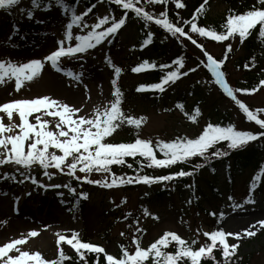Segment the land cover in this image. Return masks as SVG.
Here are the masks:
<instances>
[{
  "label": "snow or ice",
  "instance_id": "snow-or-ice-1",
  "mask_svg": "<svg viewBox=\"0 0 264 264\" xmlns=\"http://www.w3.org/2000/svg\"><path fill=\"white\" fill-rule=\"evenodd\" d=\"M98 2L115 5L122 10L123 14L116 17L115 13L110 10L102 16L96 14L94 22L89 23L86 18L93 13L97 3H92L85 7L83 12H78L80 0H72L71 3L68 0H29L28 6H23L24 0H0V10L11 14L12 10L18 7L20 14L30 21L45 23L43 20L36 19L35 11H50L53 6L60 7L62 15L67 20L62 31L63 38H58L55 49L42 58H33L26 62H14L10 56L0 58V86H5L14 80V92L20 93L25 87V82L38 78L46 65H50L58 73H64L72 80L82 82L83 73L66 68L62 64V59L83 61L89 55L90 50L97 49L98 46L102 47L105 43H113L112 38L126 26L129 13H132L144 22L146 29L150 23L154 22L181 45L186 47L184 41H190L206 58L200 59L195 67H190L186 71H183L185 69L183 55L173 59L171 64L157 65L155 61L144 60L131 71L141 73L159 67L164 75L159 82L140 84L136 89L137 92L159 91L163 93L169 83H175L181 77L195 73L203 65L214 78L206 83L219 86L223 93L239 107L246 120L255 122L261 131L238 130L233 123L223 125L209 120L195 137L182 135L167 141L159 137L155 141L151 138H141L139 130L147 118L143 116L137 118L126 114L123 110L124 93L118 83L122 68L116 66L110 55L105 52L104 62L114 72V77L110 81V97L105 98L106 102L102 101L90 110H86L84 105L76 107L50 95L15 98L0 103V168L8 165L14 168L12 172H0V181L10 180L18 184L30 181L35 187L45 190L49 188L67 189L73 198L72 201L64 200L63 192H58V195L62 203L70 205L69 211L74 212L80 200L87 199L89 194L84 191L78 192L77 187L71 182L73 180L79 185L87 183L107 189L131 184L152 185L170 182L193 176L196 170L208 166L213 158L227 156L231 150L241 149L250 142L264 138V118L260 115L264 113V108L252 110L238 98L240 93H256L264 87V79H260L255 87L234 88L226 80V73L222 70L229 53L233 51V45L229 41H234L238 37L240 43L243 44L258 29L257 39L264 42V0H256V4L244 12L230 9L226 20L220 25V31L215 27L198 24V19L205 12L208 0H203V3L195 9L191 19H184L179 12H176L175 20L170 18L168 6L174 4L176 9H183L186 7L183 0H98ZM154 5L163 6V10L158 14L148 10V6ZM13 34H19V27L16 23L12 24V33L9 34L5 43L6 47H19L12 43ZM194 35L210 38L216 42H228L223 58L214 57L203 44L198 43ZM152 39L153 33L149 31L141 47L151 44ZM251 59L252 67H255V57ZM244 67L248 68L249 64L245 63ZM84 88L87 93L88 86L84 85ZM12 94L9 93V95ZM176 106L184 111L182 103ZM184 115L191 122L197 123L201 110L197 106L192 114L184 111ZM124 125L135 127L136 138L131 142H109V138ZM222 142L227 143L226 150L218 146ZM157 153L160 155L158 156ZM127 158H132L138 167L134 168V164L128 163ZM194 158H200L202 162L196 163L187 171L181 168L159 176L144 174L143 171L145 168L171 169L178 164H191ZM113 166H127L129 169H134L135 174H117L113 171ZM37 168L41 170L42 177L48 181H52L58 175L67 176L70 179L65 183L45 184L42 179L37 178L35 174ZM212 171L214 172L215 169ZM93 174H98L101 178L92 179ZM261 175H264V171H261ZM259 181L260 175L253 177L249 194L243 203H236L231 196L228 197L230 201H233L231 204L233 211L244 209L246 204L256 203L253 194ZM3 194L7 195V193ZM13 199L14 205H18L20 197ZM126 202L125 197L121 203ZM188 203H191V200ZM15 210L18 211V208ZM143 212L145 216L151 215L153 219L159 220V217L150 213L146 207L143 208ZM210 215L216 216L217 213L211 212ZM225 215L221 211L220 220H223ZM131 216L132 213L128 212L123 219L127 220ZM133 223L135 230L131 244L134 245L135 250L130 252L126 245L120 244L119 258L107 253L102 245L83 241L77 230H68L70 235L64 232L56 233L57 257L51 260L45 259L39 251L22 250L29 238L39 235L38 230L32 229L27 234H20L19 238H13L0 244V264H64L66 260L72 259L61 247L65 244L77 254L78 264L80 262L88 264L86 258L88 254H95L96 259L93 264H100L101 254L104 255L106 264H202L205 260L211 261L212 264H236L234 258L240 246L239 241L245 236L253 237L257 231L264 229V219L256 221L243 232L226 231L223 227H217L215 230H206L201 233L198 229L197 232L206 238V241L198 248L195 247L199 243L198 239H185L176 231L166 230L147 247H143L142 234L146 233V229L140 227L138 219ZM128 227L132 228L133 225L129 224ZM120 235L124 237L125 232L122 231ZM230 237L237 242L230 243ZM170 246H174L175 250L168 251ZM217 249L221 251L222 260L215 256Z\"/></svg>",
  "mask_w": 264,
  "mask_h": 264
},
{
  "label": "rangeland",
  "instance_id": "rangeland-1",
  "mask_svg": "<svg viewBox=\"0 0 264 264\" xmlns=\"http://www.w3.org/2000/svg\"><path fill=\"white\" fill-rule=\"evenodd\" d=\"M28 3L29 0H24L23 6H28ZM225 8L226 4L214 1L209 7L208 18L212 20L219 17L225 12ZM77 10L80 12V9ZM105 12L103 8L99 7L97 14L102 16L106 14ZM95 16L92 15L86 19L91 23L94 22ZM35 17L45 21V23L41 24L35 20L30 21L24 18L18 7L14 8L11 14L0 10V58L10 56L14 62H26L33 58H42L55 49L56 40L63 38L62 31L67 23L61 8L53 6L50 11L37 10ZM13 23L19 27V34L12 36V43L18 45L17 48L5 46L9 34L12 33ZM45 33L48 34L45 35ZM116 37L118 39L115 41V48L110 53V58L116 66L122 68L118 83L121 90L127 92L122 108L126 114L137 118L141 116L147 118L139 130L141 138H151L155 141L159 137L167 141L182 135L195 137L209 121L207 117L211 118V122L218 123L216 117L211 116L215 110L214 107L217 108L218 114L227 113L228 119L223 121V125L233 123L238 130L253 132L260 130L255 122L246 120L245 115L230 98H225L219 94L214 83H206L212 79L209 70L203 65L195 73H189L188 76L181 77L175 83L168 84L163 96L155 104L153 101L144 100L135 92H137L136 89L140 83L146 79L144 75L134 74L131 69L144 60L158 63L162 61V58L154 52L147 54L144 51L139 54V36L132 23H126V26L120 30ZM194 38L198 40V43L203 44L214 57L221 55L222 46L219 42L211 39V41L204 40L195 35ZM167 40V43L174 42L171 39ZM185 41L187 50L191 55L190 62H185V69L187 70L190 67H195L200 59L206 58L190 41ZM109 47L110 44L105 43L102 47L98 46L97 49L90 50L89 55L83 61L62 59V64L66 68L83 73L82 82L72 80L64 73H58L50 65H46L38 78L31 82H25V87L20 93L14 92V80L5 86H0V103L15 98L50 95L76 107L84 105L86 110H90L94 105L102 101L106 102L105 98L110 97L111 93L110 81L114 77L113 70L104 62V54ZM236 57L226 63L228 82L234 88H244L242 85L243 74L235 64ZM185 69L183 70L185 71ZM192 84L197 85L198 90L203 95V103L199 105L201 115L198 117L197 123L191 122L184 115V111L192 114L194 96H187V101L183 103L178 101L179 98H182L180 95L186 93ZM84 85L88 86L87 93ZM10 92L13 94L9 95ZM238 98L252 110L264 108V87L256 93H240ZM179 103L184 105V111L176 106ZM260 115L261 118H264V113ZM5 122L7 121L5 120ZM129 127L133 134L132 137H135L137 131L135 127L124 125L109 138V142H125L128 139L126 137L128 133L125 130ZM222 143H225L222 149L226 150L227 143ZM12 169L14 170L13 166L8 165L0 168V172H9ZM260 170L245 167L240 173L234 172L230 182L224 165H222L218 170L217 181V189L220 195L212 198V195L209 194V199L201 198L198 195L199 199H193L191 203H188L189 200L183 198L187 195L188 187L178 193L172 191L170 197L160 199L157 203H149L148 211L158 216L159 220L153 219L151 215L145 216L143 208L139 206L143 183L138 184L137 188L131 184L112 189L91 185L87 192L89 196L84 199V214L80 216L76 212L69 211V204L61 202L58 192L64 193V200L71 201L67 195V189L49 188L45 190L35 187L30 181H25L24 184L10 180L0 181V244L13 238H19L20 234H27L29 230L35 229L38 230L39 235L29 238L22 250L39 251L45 259L51 260L58 255L56 233L64 232L70 235L68 230H77L83 241L88 240V242L102 245L107 253L116 255L121 242L127 244L130 252L135 250L134 245L131 244V238L135 230L133 222L138 219L140 227L146 229V233L142 234L143 247H147L164 231L170 230L176 231L185 239H198L199 243L195 245L198 248L201 243L206 241V238L197 232L198 229L201 233L206 230H215L217 227H223L226 231L243 232L256 221L264 219V192H255L256 203L246 204L242 210L233 211L231 208L233 201L228 199L231 196L236 203H243L249 194L250 183L254 176L260 175L261 181L264 183V175H261ZM40 171L39 168L35 169V174ZM121 172L124 173L123 170ZM122 173L118 172L117 174ZM91 178L100 179L101 177L98 174H93ZM38 179H42L45 184L69 181L66 176L59 175L52 181H48L42 175ZM169 185L173 186L172 184ZM204 191L210 192L205 187ZM29 192L31 195H27ZM3 193H7V195ZM14 197H20L18 205H14ZM125 197L127 202L122 204L121 202ZM117 205L120 206L117 207ZM15 208H18V211ZM221 211L226 214L223 220L219 218ZM128 212H131L132 216L124 220L123 217ZM211 212H216L217 215L212 216L210 215ZM129 224H132L133 227L129 228ZM122 231L125 232L124 237L120 235ZM229 242L236 243L237 241L230 237ZM239 244L235 258L239 257L244 261L247 259L246 264H264V229L257 231L253 237H243ZM61 247L66 254L77 255L70 246L65 244ZM215 252H219L221 256L219 249Z\"/></svg>",
  "mask_w": 264,
  "mask_h": 264
},
{
  "label": "trees",
  "instance_id": "trees-1",
  "mask_svg": "<svg viewBox=\"0 0 264 264\" xmlns=\"http://www.w3.org/2000/svg\"><path fill=\"white\" fill-rule=\"evenodd\" d=\"M214 1H220L224 4H226L225 12L220 15L219 17H216L215 19L210 20L208 18V10L210 5ZM69 3L72 2V0H68ZM183 2L186 4V7L183 9H176L174 4H169V16L170 18H173L175 20V14L176 12L180 13V16L183 17L184 19H191L192 14L195 12V9L199 7L202 3L203 0H183ZM92 3H97V7L93 10L94 14L97 11V8L99 6H102L107 13L111 10L112 12L115 13L116 17H120L123 12L120 8H118L115 5H109L107 2L104 3H99L98 0H80L79 3V8H81L83 11L85 7L90 6ZM254 4H256V0H208L207 5L205 6V12L200 15L198 19V24L200 26H209V27H215L218 31L221 30L220 25L226 20L227 15L229 14V10H235L236 12H244L245 10L251 8ZM148 10L150 11H155L157 14L163 10V6H148ZM132 23L137 30V34L139 36L138 42L139 46H141L142 41L147 38V33L151 31L153 33V39L152 43L145 46L141 47V50L139 51V54L141 51H145L147 54H153L156 53L158 54V57L162 58V61L158 62L157 65L161 63H167L171 64V61L175 59L176 57L183 55L185 57V62H190L191 55L189 54L187 50V45L186 41H184V45H181L179 41H177L175 38L171 37L169 33L166 32V30L162 29L160 26L156 25L154 22L150 23L148 28L146 29L144 26V22L140 20L139 18H136L134 14L129 13V19L127 21V24ZM187 30V29H186ZM257 31H254L253 34L245 40L243 44L240 43L239 38L237 37L234 41H229L233 45V51L229 53V57L225 62L228 63L230 59H233V57H236V66H238L239 69H241V72L243 74V81L242 85L243 87L251 88L255 87L260 79H264V42L260 41L257 39ZM203 38V37H201ZM118 38L114 40L113 43L110 45V49L108 50L107 53L112 52L115 48V41ZM167 39H171L172 41L174 40L173 43H167ZM209 39L210 38H203ZM222 46V53L218 57L219 59L223 58V53L226 49V44L228 42H219ZM176 44V45H175ZM252 57H255V67H252ZM245 63L249 64L248 68H245L244 65ZM224 65V67H226ZM170 70V69H169ZM226 70V69H225ZM167 71V70H165ZM184 71V70H183ZM186 71V69H185ZM227 72V71H226ZM139 74V73H137ZM144 75V80L140 84H151L154 82H159L160 78L164 75V72H162L159 67L156 69H150L149 72H143L142 76ZM172 84V83H170ZM120 86V85H119ZM133 92H135L134 89H132ZM124 93L123 100L126 97V91L122 90ZM139 96H141L144 100L148 101H153L155 104L159 98H161L164 94L160 93L159 91H145V92H135ZM182 98H179L178 101L180 102H185L187 101V96H194V108L199 106L200 103H203V95L202 93L198 90L197 85L192 84L189 86L188 90H186V93H182L180 95ZM215 110L213 112V115H211L213 118L216 117L218 120V123H221L223 121H226L228 119L227 113H219L217 112V108L214 107ZM208 120H211L210 117H207ZM126 133L128 135V139L125 142H131L133 141L136 137H132L131 133V128H126ZM124 142V141H123ZM220 148L224 146V143H221L218 145ZM128 163H133L134 168L138 167V165L133 161L132 158H127ZM139 159V157L137 158ZM202 162L200 158H194L191 164H178L176 166H173L171 169H152V168H145L144 174L148 175H154V176H159V175H166L169 172H175L183 168L184 170H189L190 168L193 167L196 163ZM224 165V169L227 172V177L229 178L228 181L231 180V178L234 175V172L240 173L243 171V169L247 166H252V168L260 167L261 169H264V138H261L258 141L252 142L246 146H244L241 149L237 150H231L229 155L220 157V158H213L210 161V164L208 166H205L204 168H201L199 170L195 171V174L193 176H186L183 178H179L174 181L170 182H162V183H154L152 185H145L143 184V187L141 189L140 193V204L139 206L141 208H148L150 202H159L160 199L170 197L171 194L173 193L172 191H176L177 193L180 192L181 190L185 189L188 187L187 195L186 197H183L184 199L192 200L197 199L198 195L201 198L204 199H209L208 196L209 194L212 195L213 197H217L220 195V192L217 189V181H218V176H219V171L220 167ZM212 169H215L213 172ZM124 171V173L134 175V169H129L127 166H113V171L116 173H122L121 171ZM123 174V173H122ZM39 175H41V171L39 172ZM68 180L70 179L69 177L66 176ZM73 186L77 187V191H84L88 192V187H90V184L83 183L82 185L77 184L76 181H71ZM231 182V181H230ZM141 184V183H140ZM166 184H172L173 186H168ZM137 188L138 184H134ZM204 187L207 188L210 192H205ZM258 191L263 192L262 189H259ZM147 194V195H146ZM182 195V193H180ZM71 197V196H70ZM71 199H73L71 197ZM199 199V198H198ZM200 201V200H199ZM84 199L80 200L79 206L76 209V213H78L80 216L84 214ZM201 205V204H200ZM88 241V240H87ZM120 244H124L127 246L126 243L121 242ZM174 246H170L168 251H174ZM72 259L71 260H66L64 264H78V257L77 255H70ZM121 255V250L120 248L118 249V253L116 256L119 258ZM215 256L217 259L222 260L221 256H219L218 252H215ZM87 261L88 264H93V262L96 259L95 254H88L87 255ZM236 264H246L247 259L244 261L241 258H237ZM80 264H83V262H80ZM100 264H106L104 255L101 254L100 256ZM202 264H212L211 261L205 260L202 262Z\"/></svg>",
  "mask_w": 264,
  "mask_h": 264
}]
</instances>
